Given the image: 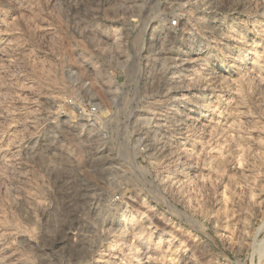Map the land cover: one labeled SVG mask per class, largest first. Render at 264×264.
<instances>
[{
    "label": "rangeland",
    "instance_id": "obj_1",
    "mask_svg": "<svg viewBox=\"0 0 264 264\" xmlns=\"http://www.w3.org/2000/svg\"><path fill=\"white\" fill-rule=\"evenodd\" d=\"M263 263L264 0H0V264Z\"/></svg>",
    "mask_w": 264,
    "mask_h": 264
},
{
    "label": "built area",
    "instance_id": "obj_2",
    "mask_svg": "<svg viewBox=\"0 0 264 264\" xmlns=\"http://www.w3.org/2000/svg\"><path fill=\"white\" fill-rule=\"evenodd\" d=\"M171 24L172 25H177V19H173L172 21H171ZM264 264V263H263Z\"/></svg>",
    "mask_w": 264,
    "mask_h": 264
}]
</instances>
